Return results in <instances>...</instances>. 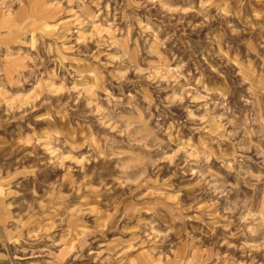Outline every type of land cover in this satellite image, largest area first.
Instances as JSON below:
<instances>
[{"label": "rangeland", "instance_id": "374dc122", "mask_svg": "<svg viewBox=\"0 0 264 264\" xmlns=\"http://www.w3.org/2000/svg\"><path fill=\"white\" fill-rule=\"evenodd\" d=\"M10 264H264V0H0Z\"/></svg>", "mask_w": 264, "mask_h": 264}, {"label": "crops", "instance_id": "0c3cea01", "mask_svg": "<svg viewBox=\"0 0 264 264\" xmlns=\"http://www.w3.org/2000/svg\"><path fill=\"white\" fill-rule=\"evenodd\" d=\"M0 264H10V260L5 252V248L0 243Z\"/></svg>", "mask_w": 264, "mask_h": 264}]
</instances>
